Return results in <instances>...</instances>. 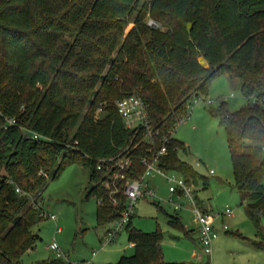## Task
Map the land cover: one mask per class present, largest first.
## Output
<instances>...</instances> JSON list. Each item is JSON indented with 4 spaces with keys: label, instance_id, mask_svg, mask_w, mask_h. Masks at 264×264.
I'll return each mask as SVG.
<instances>
[{
    "label": "trees",
    "instance_id": "obj_1",
    "mask_svg": "<svg viewBox=\"0 0 264 264\" xmlns=\"http://www.w3.org/2000/svg\"><path fill=\"white\" fill-rule=\"evenodd\" d=\"M220 73L248 98L237 110L221 101L209 111L226 129L235 186L264 248V0H0V264H22L43 218L29 196L37 200L69 163L90 169L98 222L120 216L123 184L143 173L148 154L143 131L126 128L117 110L131 94L146 103L154 150L166 146L161 166L194 185L198 202L195 187L209 180L181 157L188 146L172 132ZM118 155L130 167L105 187L106 159ZM132 217L124 229L135 251L115 264H184L164 260L162 231L134 227Z\"/></svg>",
    "mask_w": 264,
    "mask_h": 264
},
{
    "label": "rangeland",
    "instance_id": "obj_2",
    "mask_svg": "<svg viewBox=\"0 0 264 264\" xmlns=\"http://www.w3.org/2000/svg\"><path fill=\"white\" fill-rule=\"evenodd\" d=\"M145 19L148 23L150 17L146 16ZM133 26V18H129L124 34ZM232 93L233 96L226 100L229 110H237L248 102L238 79L225 73L216 75L209 83L207 94L188 108L190 118L178 123L173 132L174 138L188 146V153H180L181 157L209 180L208 186L204 187L203 178H200L195 188L198 205L214 217L217 237L213 241L211 258L207 255L202 259L197 257L202 247L191 205L185 201V206L175 211L167 200L170 193L162 177L152 178L157 196L140 198L134 205V227L146 232L162 231V254L166 261L184 264H264V248L254 243L260 238L246 212L242 193L235 186L226 129L219 118L209 111V108L220 103L221 97ZM208 100L214 102L207 104ZM249 100L252 102L253 97ZM211 169L213 173H210ZM89 173V167L74 162L67 164L56 178L47 181L39 196L40 204L46 214H54L56 219L44 216L37 220L32 229L39 238L23 254L22 264L58 258L56 250L51 247L54 243L67 256L60 259L70 264L92 257L95 264H115L122 255L134 253L135 248L125 229L104 245V235L112 222L99 223L97 220V197L87 196L92 185ZM29 197L32 203L37 196L31 194ZM226 205L233 209V215L222 214ZM167 213L178 214L182 226L171 225ZM260 218L264 233V214ZM93 251H96L95 256H92Z\"/></svg>",
    "mask_w": 264,
    "mask_h": 264
},
{
    "label": "built area",
    "instance_id": "obj_3",
    "mask_svg": "<svg viewBox=\"0 0 264 264\" xmlns=\"http://www.w3.org/2000/svg\"><path fill=\"white\" fill-rule=\"evenodd\" d=\"M148 24L152 26L157 25V23L152 19L148 21ZM229 96H233V93L231 95L221 97L220 102L226 101ZM200 97L201 96L194 98L191 105L194 103L197 104ZM213 102L214 100H208L206 103L212 104ZM117 110L122 117L126 128L132 130L134 134L140 130L143 131V138L148 143V154L143 156L141 159V162L144 165L143 173L137 178L126 179L123 184L125 207L120 216L112 221V226L108 228L106 234L104 235V245L113 241L117 237L119 231L124 229L129 223L134 214V205L137 200L147 197L155 198L157 196L156 187L152 182V178L159 176L162 177L168 184L170 195L167 200L171 203L174 210L178 211L183 208L185 206V201L191 205L194 220L199 227L198 240L202 247V251L197 253V257L202 259L204 255H207L211 258L213 241L217 237V232L213 225L214 217L198 205L194 192V185L188 183L178 172L167 171L161 166L160 161L163 155L166 154L167 149L165 145H162L160 148L154 150L155 144L153 141L152 130L150 128L146 103L139 95L131 94L117 101ZM189 118L190 113L182 117L179 123ZM168 139L169 138H165V140ZM106 161L108 164L104 167L107 178L103 179V185L105 187H112L116 179L124 178L125 174L123 171L130 167L131 160L128 156L118 155L106 159ZM97 168H103L101 162H99ZM213 172L214 171L211 169L210 173ZM113 192L114 190L112 189L111 193ZM33 202L37 207L41 206L40 198ZM98 202L100 203L101 199H98ZM113 202H117L115 198L113 199ZM222 214L231 216L233 215V209L226 205ZM40 215L56 219V215L50 213L46 214L44 209L40 210ZM224 228L227 229V226L225 225ZM59 229L60 228L57 230ZM131 245L133 244L131 243ZM51 247L56 250L58 257H67L57 244L54 243ZM95 255L96 251H93L92 256ZM77 264H94L93 257L89 260L80 261Z\"/></svg>",
    "mask_w": 264,
    "mask_h": 264
},
{
    "label": "water",
    "instance_id": "obj_4",
    "mask_svg": "<svg viewBox=\"0 0 264 264\" xmlns=\"http://www.w3.org/2000/svg\"><path fill=\"white\" fill-rule=\"evenodd\" d=\"M187 27H188V30L190 31V29L192 27V24L188 23ZM199 61L204 67H208L209 66L208 62L205 60V58L202 55L199 56Z\"/></svg>",
    "mask_w": 264,
    "mask_h": 264
},
{
    "label": "crops",
    "instance_id": "obj_5",
    "mask_svg": "<svg viewBox=\"0 0 264 264\" xmlns=\"http://www.w3.org/2000/svg\"><path fill=\"white\" fill-rule=\"evenodd\" d=\"M233 214H234V211H233ZM93 262H94V264H95V261H94V259H93Z\"/></svg>",
    "mask_w": 264,
    "mask_h": 264
}]
</instances>
